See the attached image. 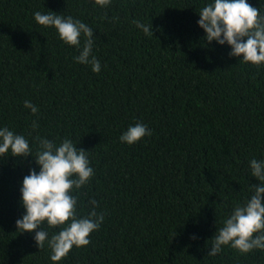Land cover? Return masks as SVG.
<instances>
[{"label":"trees","instance_id":"trees-1","mask_svg":"<svg viewBox=\"0 0 264 264\" xmlns=\"http://www.w3.org/2000/svg\"><path fill=\"white\" fill-rule=\"evenodd\" d=\"M210 2L112 0L102 8L94 0H0V128L23 135L33 155L0 156V264H53L47 243L40 250L35 233L16 226L25 214L23 178L40 170L37 136L89 151L95 175L71 194L78 218L92 200L104 214L91 243L56 264H264L259 249L224 246L208 255L223 221L260 183L250 161H264V65L207 43L198 12ZM248 2L264 14V0ZM49 10L93 30L99 73L35 21V12ZM136 20L152 24L153 35ZM136 123L152 135L122 143ZM41 227L49 236L61 230Z\"/></svg>","mask_w":264,"mask_h":264},{"label":"clouds","instance_id":"clouds-1","mask_svg":"<svg viewBox=\"0 0 264 264\" xmlns=\"http://www.w3.org/2000/svg\"><path fill=\"white\" fill-rule=\"evenodd\" d=\"M112 0H94L97 6L107 8ZM199 26L205 31L207 43L216 41L220 45H229V56L240 58L244 64L256 67L264 65V14L252 6L248 0H212L198 12ZM107 16L102 17L106 19ZM35 21L44 27H53L59 38L69 46H75L79 55L74 57L78 64L91 65L92 71L99 73L101 64L92 55L94 32L85 23L72 16H63L49 10L46 14L37 11ZM118 19V17L114 18ZM145 35H153V25H145L139 20L133 21ZM84 36L81 48V36ZM24 107L37 114L39 109L31 101H25ZM39 125L32 122L35 130ZM152 132L147 125H130L119 137L122 143L129 145L141 141ZM39 148L35 162L39 172L32 169L23 178L21 188L22 206L25 214L16 221L20 233H35L34 240L40 250L47 246L51 249L53 264L65 258L72 248L87 246L91 243L90 234L98 231L104 214L97 213L95 200L90 201L93 210L85 217H77L78 198L73 191L87 185L95 175L90 166L88 152L78 148L72 140L65 138L59 145L47 138L36 137ZM11 152L12 157H28L32 149L28 140L20 134L0 128V156ZM251 175L260 183L252 184L253 195L244 204H237L232 214L223 221L212 238L209 256H215L224 246H229L241 254L253 250H264V161H250ZM60 227V231L49 233L42 229ZM197 237L193 236L192 239Z\"/></svg>","mask_w":264,"mask_h":264}]
</instances>
